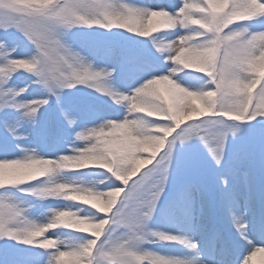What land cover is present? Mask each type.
<instances>
[{"label": "snow or ice", "instance_id": "6c2138e0", "mask_svg": "<svg viewBox=\"0 0 264 264\" xmlns=\"http://www.w3.org/2000/svg\"><path fill=\"white\" fill-rule=\"evenodd\" d=\"M258 253L264 0H0V264Z\"/></svg>", "mask_w": 264, "mask_h": 264}, {"label": "trees", "instance_id": "16d2710c", "mask_svg": "<svg viewBox=\"0 0 264 264\" xmlns=\"http://www.w3.org/2000/svg\"><path fill=\"white\" fill-rule=\"evenodd\" d=\"M132 2L138 3V4L143 3L141 0H132ZM71 31L73 33H78V32H83V31H90V30L74 28ZM183 77H184V73H179V75L177 76V79L179 80V82L182 85L190 87V88L199 87L203 83V80L200 78L201 74H199V73L193 72L192 77L190 79H184ZM204 79H206V77H204ZM52 103H55V101L53 100ZM93 171H96V170L87 169V170H81L79 173L70 172V173L66 174L67 175L66 177L71 178V179H75L77 181H80L81 179L87 181L90 179V177L85 175V173H90ZM27 199L34 205V207L31 208L29 211H30V213L34 214V219H37V220H38L39 215H46L47 214V211H46L47 208L45 209L44 205H48V208L50 207V205H52L50 200H48V201H34V200H31V198H27ZM48 202H50V203H48ZM65 202L68 203V201H65ZM73 203H79V202H73ZM73 235H75V234H73ZM21 247H24V246H21ZM259 264H261V263H259Z\"/></svg>", "mask_w": 264, "mask_h": 264}, {"label": "rangeland", "instance_id": "374dc122", "mask_svg": "<svg viewBox=\"0 0 264 264\" xmlns=\"http://www.w3.org/2000/svg\"><path fill=\"white\" fill-rule=\"evenodd\" d=\"M147 3H152L153 1H151V0H145ZM260 255H262V256H264V253H258L257 254V256H260Z\"/></svg>", "mask_w": 264, "mask_h": 264}]
</instances>
